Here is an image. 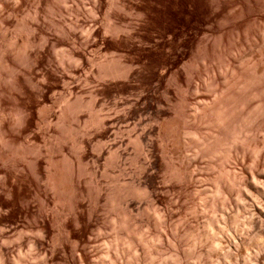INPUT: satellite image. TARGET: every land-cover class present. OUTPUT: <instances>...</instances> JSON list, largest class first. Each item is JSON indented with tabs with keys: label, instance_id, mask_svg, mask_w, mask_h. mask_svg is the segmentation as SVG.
Returning <instances> with one entry per match:
<instances>
[{
	"label": "clouds",
	"instance_id": "clouds-1",
	"mask_svg": "<svg viewBox=\"0 0 264 264\" xmlns=\"http://www.w3.org/2000/svg\"><path fill=\"white\" fill-rule=\"evenodd\" d=\"M19 4L16 0L14 7ZM116 7L109 0L101 13L100 0H36L23 16L5 15L4 20L17 19L15 26L0 20V81L10 85L0 90V161L13 168L22 163L34 172L51 218L47 225L22 228L10 237L0 228V264H58L57 251L64 255L66 246L72 264H172L175 246L167 241L173 254H162L157 245L165 233L153 232L145 219L157 197L197 174L222 172L242 185L243 156L235 153L236 145L254 155L264 153V29L258 34L245 30L243 43L229 34L225 45L221 36L211 51L206 43L198 44L192 57L198 69L202 66L195 80L197 99L170 120L140 116L120 123L117 117H127L132 105L118 106L124 97L109 105L99 95L105 84L126 80L133 70L119 43L134 30L115 24ZM230 57L243 58L235 64ZM187 66L184 61L177 71ZM183 94L189 95L186 89ZM84 112L89 119L81 128L66 123L70 114ZM108 128L109 138H98ZM69 141L65 151L62 145ZM254 183L264 187V180L254 178ZM242 191L251 197L239 200L248 212L245 228L254 231L255 220L264 230L255 213L257 208L264 212V205L247 188ZM82 217L90 225L85 240L78 235ZM217 223L224 235L214 247L225 253L223 260L255 264L253 255L259 253L237 255L229 244L240 245ZM258 239L264 242V231Z\"/></svg>",
	"mask_w": 264,
	"mask_h": 264
},
{
	"label": "rangeland",
	"instance_id": "rangeland-1",
	"mask_svg": "<svg viewBox=\"0 0 264 264\" xmlns=\"http://www.w3.org/2000/svg\"><path fill=\"white\" fill-rule=\"evenodd\" d=\"M35 2L36 0H24L20 1L18 7H14L16 0H8L7 7L0 11V20H4L8 12L14 13L16 17L23 16L24 10L30 9ZM116 4L117 7L111 13L115 24L134 30L130 37H122L119 43V50L125 56V64L133 70L126 80L105 84L99 90V95L101 102L107 101L109 105L119 97L124 99L118 106L132 105L128 109L127 117H117L120 123L127 120L134 122L140 116H149L157 121L170 120L187 103H194L197 99L195 80L202 71V66L198 69L192 57L198 44L206 43L211 51L221 36L225 45L229 34L233 39L239 35V40L243 43L245 30L258 34L264 29V0H116ZM108 5L109 0H102L99 9L101 13ZM224 21L229 23L226 25ZM4 23L9 27L15 26L17 19L4 20ZM247 55H252V52ZM258 56L259 53H256V57ZM242 58L230 57L235 64H239ZM184 61H188L186 69L177 71ZM9 87L10 85L0 81V90L7 91ZM185 89L188 96L183 94ZM56 118V114H53L52 119ZM88 119L87 112L72 113L67 117L66 123L79 129ZM104 123L107 125L114 121ZM155 131L153 128L151 133L154 135ZM52 133L62 136V130L56 128L52 129ZM110 133L112 129L108 128L97 136L108 139ZM36 139L39 140V137ZM143 139L147 141V135ZM84 144L90 149L91 145L87 140ZM62 146L68 151L71 141ZM234 151L243 156L242 164L237 160L242 174L246 177L242 185L233 183L230 176L222 172L185 177L184 182L170 186L168 194L157 197L149 217L145 218L153 232L159 233L163 229L165 233L161 244L157 245L162 254L172 255L169 244L175 246L176 258L172 264H177V260L180 264H189L190 261H196V264H215L216 261L228 264L223 260L225 253L214 247L220 242L224 232L220 223L219 229L212 227L213 231H210L208 223L211 220L220 221L232 234L240 248L236 249L232 244L229 247L237 255L243 256L245 250L264 253V242L258 239L260 232L264 230H260L259 225L254 231L245 228V216L248 212L245 205L239 203L240 199L251 200L242 191L247 188L264 205V187L254 183V178L264 180V153L254 155L239 144ZM91 155L89 151L87 156ZM39 162L42 165L43 162ZM17 169L16 172L11 164L4 166L3 161H0V228L8 229L3 235L9 237L22 228L35 227L37 224L47 225L51 222L41 204L43 192L33 171L22 163H18ZM10 171L17 173L13 180L14 190L18 194L16 207L12 205L15 199L10 196L12 188L4 184L6 172ZM173 200L175 204L172 203ZM51 203L49 198L47 205L50 207ZM258 210L259 208L255 209V213ZM81 220L83 226L78 235L85 240L90 225L83 223V217ZM262 220L264 222V218ZM193 243L195 248L190 250L189 246ZM180 249L184 250L183 255L180 254ZM64 253L62 255L60 250L57 251L55 259L58 264H72L67 246ZM253 259L257 264L256 255H253Z\"/></svg>",
	"mask_w": 264,
	"mask_h": 264
},
{
	"label": "bare ground",
	"instance_id": "bare-ground-1",
	"mask_svg": "<svg viewBox=\"0 0 264 264\" xmlns=\"http://www.w3.org/2000/svg\"><path fill=\"white\" fill-rule=\"evenodd\" d=\"M7 1L8 0H0V9H2V8H6L7 7ZM21 2H23L24 0H20ZM101 2H102V0H100V5H101ZM114 2L116 3V0H114ZM6 127V126H5ZM63 147V146H62ZM39 166H40V162H38L37 163V169L39 168ZM12 167V166H11ZM17 167H18V163H17V165H16V168H14L15 169V171L17 172L18 171V169H17ZM13 168V167H12ZM16 172H12V171H10V172H6V176L4 177V184L5 185H8V186H10L12 189L10 190V196H11V198L12 199H15L13 202H12V205L13 206H17V203H16V199L18 198V194L15 192V190H14V185H13V180H14V178H16L17 176H16ZM33 174H34V172H33ZM35 175V174H34ZM36 176V175H35ZM254 185V184H253ZM6 200V199H5ZM1 202V201H0ZM4 203H6V202H4ZM261 215V216H260ZM256 216L257 217H259V220L260 221H263L262 219L264 218V212H261V210L259 209L258 210V212L256 213ZM246 223H249V221H247L246 220V222H245V224ZM251 223H253V224H255L256 223V227L259 225V221H252ZM208 225H211L212 227H216V229H219V224L217 223V221L216 220H211L209 223H208ZM218 232H219V230H218ZM256 262H257V264H264V253H262V252H259V255H257L256 256Z\"/></svg>",
	"mask_w": 264,
	"mask_h": 264
}]
</instances>
